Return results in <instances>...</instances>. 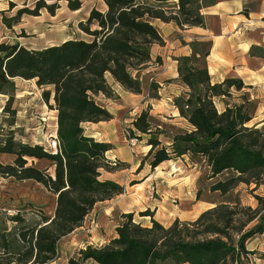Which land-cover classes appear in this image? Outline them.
<instances>
[{
    "label": "trees",
    "instance_id": "obj_1",
    "mask_svg": "<svg viewBox=\"0 0 264 264\" xmlns=\"http://www.w3.org/2000/svg\"><path fill=\"white\" fill-rule=\"evenodd\" d=\"M103 2L105 9L92 8L79 23L85 38L38 49L0 42V94L9 95L11 101L16 78L36 79L39 87H53V94L45 90L42 96L46 102L53 97L57 112L54 151L12 135L0 139V175L35 181L56 196L53 215L39 211L36 223L28 224L20 212L7 215L13 226L0 229V264H50L59 256L61 240L80 228L96 205L124 192L118 182L102 178V171L112 172L125 163L109 158L113 144L90 136L85 124L113 118L98 100L100 94L116 96L112 83L142 92L140 72L152 60V46L164 44L155 21L173 22L180 28L204 27L202 9L213 0ZM24 12L19 9L17 16ZM209 51L210 42L195 41L192 55L177 59L178 78L187 91L174 105L190 128L168 133L155 122L149 106L133 120L130 134L138 139L136 132L149 136L150 150L138 170L145 163L153 171L165 161L201 156L211 177L231 172L209 186V192L225 195L240 183L259 184L264 175V125L248 126L254 118L249 99L218 109L216 99L229 95L230 88L242 90L246 85L235 77L212 83L206 62ZM166 135L172 140L169 145L161 140ZM2 155L15 158L3 163ZM27 158L50 164L38 168L28 165ZM256 199L254 209L238 199L212 201L213 206L196 219L176 218L168 226L148 210L139 213L150 217L148 225L135 221L133 212L121 213L114 237L100 246L79 248L68 264H249L255 251L246 242L264 233V196Z\"/></svg>",
    "mask_w": 264,
    "mask_h": 264
},
{
    "label": "rangeland",
    "instance_id": "obj_2",
    "mask_svg": "<svg viewBox=\"0 0 264 264\" xmlns=\"http://www.w3.org/2000/svg\"><path fill=\"white\" fill-rule=\"evenodd\" d=\"M75 6L78 8L73 9L72 7ZM92 8L103 10L105 4L103 0H0V42L22 43L26 47L38 49L60 44L67 39L85 38L79 23L87 19ZM19 9H25L26 12L17 16ZM7 21L11 26L7 25ZM258 52L256 51L258 54H264ZM248 87L242 90L230 88L229 95L216 99V105L222 110L228 104L233 106L249 99L250 111L254 118L248 126H253L264 120V96H261L264 95V84L260 88L256 86L248 89ZM45 90L53 94L52 86L39 87L36 79L18 78L15 80L11 101L9 95L0 94V139L12 135L17 141L40 144L48 150H55L53 143L56 136L57 112L54 109L52 96L49 102L44 100L42 93ZM152 95L155 94L151 92L150 96ZM257 95L261 97L258 100L255 99ZM101 97L99 102L106 103L114 109H117L123 101V98L117 94L114 98ZM166 104L169 106L170 102L167 101ZM164 113L170 114V110L166 109ZM165 121L161 118L155 120L156 123L164 125L168 133L177 130L169 124H164ZM128 124H130L128 120L123 122L120 127L122 132L130 129ZM113 135L112 132L109 133L110 137ZM119 144H123L126 149L118 150V153L109 152L108 155L115 157L113 161L119 159L116 154L120 155L121 159H125L127 153L135 154L141 150L138 146L142 145L139 140L135 145L127 141L124 143L121 141ZM14 158L13 155H2L1 161L12 163ZM27 160L28 165L34 164L38 168H45L50 164L45 159L27 158ZM124 163L125 165L116 166L112 172L102 171V178H111L123 184L124 192L110 201L99 203L81 228L64 237L59 244V256L50 264H68L69 257L75 255L76 248L82 243L89 241L100 246L107 242L115 233L123 210L133 211L135 219L145 225L150 224V217H141L139 213L148 210L156 219L168 226L174 218L186 220V217H190L199 209L209 207V202L212 201L238 199L242 205L254 209L258 205L256 195L264 196V175L258 185L254 182L240 183L225 195L209 192L211 184L225 180L231 172L211 177L210 168L201 156L189 155L177 161H167L153 171L148 166L138 170V160ZM49 171L52 172V168ZM198 192L204 203H196ZM55 203L56 196L42 184L32 180L17 181L13 177L0 175V229L13 226L7 222V215L20 212L26 217L28 224L40 220L39 211L52 216ZM253 224L251 223L249 227ZM246 246L249 250L255 251L249 255L248 263L264 264V233L249 239Z\"/></svg>",
    "mask_w": 264,
    "mask_h": 264
},
{
    "label": "crops",
    "instance_id": "obj_3",
    "mask_svg": "<svg viewBox=\"0 0 264 264\" xmlns=\"http://www.w3.org/2000/svg\"><path fill=\"white\" fill-rule=\"evenodd\" d=\"M202 14L205 17L204 27L180 28L173 22L155 21L163 37L164 44H154L151 48L152 60L140 72L142 92L133 93L125 90L118 83H112L116 94L121 96L123 101L117 106V109L103 103L113 115V118L109 121L88 123L91 126H85V129L90 136L100 141L112 143L114 148L111 151L115 153H118V150H125L126 147L123 144H119L121 141L122 143L127 141L120 127H122L124 121L128 120L130 124L127 126L131 128L133 120L149 106L150 114L155 120L164 119L167 121L164 124H169L172 128H190L186 119L180 116L178 109L174 105V100L187 91L186 85L178 78L177 59L192 55L195 41L210 42V51L206 62L212 83H220L226 78L235 77L242 79L245 85L249 86L248 89H253L256 86L260 88L264 84V54H258V51L264 53V0H213L212 4L202 9ZM157 59H159L158 62L156 61ZM151 92L155 95L150 96ZM101 96L104 95L100 94L98 96L99 101L102 98ZM258 98H261L260 95H257L255 99L258 100ZM145 99L148 101H145ZM167 101L170 102L169 106L166 104ZM166 109L170 110V114L164 113ZM224 109L225 107L222 108V110ZM262 125H264V120L258 123V126ZM112 127H114L113 130H110ZM111 132L114 134L112 137L109 136ZM136 133L140 135L139 142L142 145L138 147L141 150L135 154L128 155L127 153L125 159H121V156L116 154L119 158L118 161L138 160V165H140L147 155L150 150V145L147 144L149 136ZM161 140L166 145L172 142L167 135L161 136ZM139 154L141 155L140 157ZM108 157L115 159L114 155H108ZM145 166H148V164L145 163ZM121 185L123 186V184ZM198 202L204 203L201 200H196V203ZM212 206L213 204L209 203V207L201 208L185 219L194 220L201 212ZM93 211L88 215L84 223L92 216ZM129 212L133 211H121V213ZM135 221L137 220L135 219ZM160 222L163 223L162 221ZM114 236L115 233L110 238ZM88 244L98 245L88 241L80 244L76 249L78 250Z\"/></svg>",
    "mask_w": 264,
    "mask_h": 264
},
{
    "label": "built area",
    "instance_id": "obj_4",
    "mask_svg": "<svg viewBox=\"0 0 264 264\" xmlns=\"http://www.w3.org/2000/svg\"><path fill=\"white\" fill-rule=\"evenodd\" d=\"M123 133L127 138V142L131 145H135L138 142L139 139L136 136H131L130 129H125Z\"/></svg>",
    "mask_w": 264,
    "mask_h": 264
},
{
    "label": "bare ground",
    "instance_id": "obj_5",
    "mask_svg": "<svg viewBox=\"0 0 264 264\" xmlns=\"http://www.w3.org/2000/svg\"><path fill=\"white\" fill-rule=\"evenodd\" d=\"M53 144H55V143H53Z\"/></svg>",
    "mask_w": 264,
    "mask_h": 264
}]
</instances>
